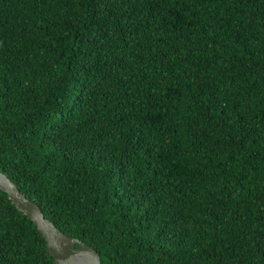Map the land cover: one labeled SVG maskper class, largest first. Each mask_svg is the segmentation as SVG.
I'll return each mask as SVG.
<instances>
[{
    "label": "trees",
    "instance_id": "16d2710c",
    "mask_svg": "<svg viewBox=\"0 0 264 264\" xmlns=\"http://www.w3.org/2000/svg\"><path fill=\"white\" fill-rule=\"evenodd\" d=\"M0 171L102 264H264V0H0ZM0 264H56L1 190Z\"/></svg>",
    "mask_w": 264,
    "mask_h": 264
},
{
    "label": "water",
    "instance_id": "95a60500",
    "mask_svg": "<svg viewBox=\"0 0 264 264\" xmlns=\"http://www.w3.org/2000/svg\"><path fill=\"white\" fill-rule=\"evenodd\" d=\"M0 190L6 193L21 213L30 218L47 242L49 254L56 264H102L98 252L80 241L65 235L50 220L42 209L27 199L16 185L0 171ZM74 245H78L74 248Z\"/></svg>",
    "mask_w": 264,
    "mask_h": 264
}]
</instances>
